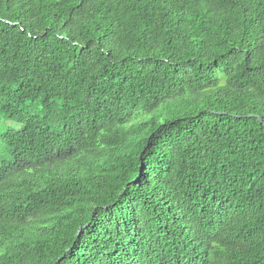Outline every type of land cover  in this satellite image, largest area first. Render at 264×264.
I'll return each mask as SVG.
<instances>
[{
    "label": "trees",
    "instance_id": "1",
    "mask_svg": "<svg viewBox=\"0 0 264 264\" xmlns=\"http://www.w3.org/2000/svg\"><path fill=\"white\" fill-rule=\"evenodd\" d=\"M1 121L0 264H264V0H0Z\"/></svg>",
    "mask_w": 264,
    "mask_h": 264
},
{
    "label": "rangeland",
    "instance_id": "2",
    "mask_svg": "<svg viewBox=\"0 0 264 264\" xmlns=\"http://www.w3.org/2000/svg\"><path fill=\"white\" fill-rule=\"evenodd\" d=\"M20 121L21 120H24V116H20L19 118H18ZM6 126H10V127H16V125L14 124V122H6V123H4V122H2L1 121V125H0V130L2 129V128H5Z\"/></svg>",
    "mask_w": 264,
    "mask_h": 264
}]
</instances>
